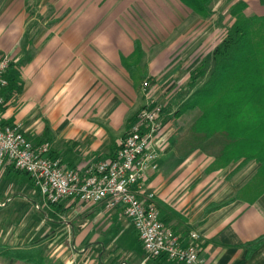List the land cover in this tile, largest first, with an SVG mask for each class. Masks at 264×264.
Instances as JSON below:
<instances>
[{
    "label": "crops",
    "instance_id": "crops-1",
    "mask_svg": "<svg viewBox=\"0 0 264 264\" xmlns=\"http://www.w3.org/2000/svg\"><path fill=\"white\" fill-rule=\"evenodd\" d=\"M120 2L125 10L143 3ZM239 2L246 3L247 17H264V0H214L212 7L221 4L231 9ZM106 3L112 8L116 2L0 0V59H12L4 122L21 126L37 146L50 144V157L70 170H85L116 156L144 108V84H178L177 76L185 70L189 75L179 84H188L197 67L184 61L193 54L207 58L206 38L192 40L186 33L173 39L156 38L157 48L147 51L143 38L122 28L117 16L95 15ZM166 3L184 13L180 23L190 20L193 11L180 0ZM81 8H88L87 14ZM206 21L198 18V22ZM138 45L141 56L135 54ZM200 89L188 90L192 93L183 105ZM199 111L191 130L182 135L169 129L165 114L166 129L158 141L159 170L150 174L147 183L156 194L161 220L186 244L191 233L199 234L198 264H264L261 163L251 161L239 171L241 162L224 163L220 158L223 138L208 144L204 135L193 130L202 116ZM12 173L38 193L0 197L5 204L0 208L14 207L17 201L37 206L42 242L27 248L0 245V264H180L166 257L148 259L121 208L78 200L50 205L29 174L9 168L0 171V177L10 178ZM9 250H38L41 260H16L6 256Z\"/></svg>",
    "mask_w": 264,
    "mask_h": 264
},
{
    "label": "built area",
    "instance_id": "built-area-1",
    "mask_svg": "<svg viewBox=\"0 0 264 264\" xmlns=\"http://www.w3.org/2000/svg\"><path fill=\"white\" fill-rule=\"evenodd\" d=\"M11 64L10 57L0 59V171L13 168L29 174L50 205L78 200L86 204L105 203L109 209L121 208L135 227L148 259L166 257L180 264H198L201 237L191 233L186 244L165 225L156 194L147 185L150 174L159 170L163 105L148 103L138 113L114 158L85 170H70L50 157V144L37 146L21 126L4 122V90L10 85L7 74ZM0 206L5 204L0 202Z\"/></svg>",
    "mask_w": 264,
    "mask_h": 264
},
{
    "label": "trees",
    "instance_id": "trees-1",
    "mask_svg": "<svg viewBox=\"0 0 264 264\" xmlns=\"http://www.w3.org/2000/svg\"><path fill=\"white\" fill-rule=\"evenodd\" d=\"M180 1L203 19L213 15L214 0ZM246 9L244 2L231 8L234 23L214 52L212 77L191 96L177 116L201 110L202 116L193 127L195 134H202L208 140L222 137L225 145L220 158L223 162H241L239 171L256 160L261 163L259 175L264 180V17H247ZM135 54L141 56L140 45ZM207 74L204 65L193 70L188 90L195 89ZM7 78L11 85L9 74ZM5 254L21 261L41 260L38 250H9Z\"/></svg>",
    "mask_w": 264,
    "mask_h": 264
},
{
    "label": "rangeland",
    "instance_id": "rangeland-1",
    "mask_svg": "<svg viewBox=\"0 0 264 264\" xmlns=\"http://www.w3.org/2000/svg\"><path fill=\"white\" fill-rule=\"evenodd\" d=\"M98 1L100 2L101 0H96V2ZM108 1L116 3L112 8L109 7V3L100 6L97 8L95 15L97 17L117 16L121 19L122 28H126L130 34L135 33V35L143 38L147 51L157 48L153 43L156 38L162 40L169 36V39H173L185 33L189 34L188 36L193 38L192 40L204 36L208 41L207 54L205 55L207 58L203 59V56L193 54L189 58V61H184V64L188 62L187 65L190 64L193 68H199L204 65L208 72L207 76L192 92L208 83L214 72L215 64L214 58H212L214 47L225 39L227 30L234 21L231 18V9L229 7H221V4L214 5L212 7L214 10L213 15L206 22H198L199 17L192 13L190 20L185 21V23H180L179 18L184 17V13L177 8L171 7L169 3H166L168 0H142L143 3H140V6L138 4L132 5L126 10L119 7L120 0ZM158 3L159 6L156 7ZM80 11H84L87 14L88 8H81ZM67 12L69 13L71 10H67ZM133 18H138V20L133 22ZM152 44L154 47L151 48ZM160 75L161 77L165 76V72H162ZM188 75L187 70L178 74V84L146 83L142 89V93L144 94V107L148 103L162 104L165 108V114L168 112L166 119L170 122L169 129L178 130L181 135L187 134L200 116V111L196 109L177 117V114L183 107V102L192 93L191 91L188 92L187 84H179L180 81H186ZM154 95L157 98H154ZM164 128L166 129L165 124ZM186 137L184 139H188L187 135ZM216 139L221 140V137H215L214 140H209L208 144L209 142L215 143ZM181 140L184 142L183 137ZM209 148H211V145H209ZM32 193L38 192L32 187H28L26 181H22L19 175L12 173L10 178L6 174L0 177V197L2 199L18 198L22 194L30 195ZM15 203L16 205L14 207L12 204L8 208H0V245L27 248L40 244L42 241L39 238L41 233L39 209L37 206L33 207L25 201H17ZM21 235L22 239L20 237ZM47 251L52 252L50 249H47Z\"/></svg>",
    "mask_w": 264,
    "mask_h": 264
}]
</instances>
